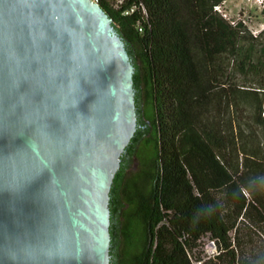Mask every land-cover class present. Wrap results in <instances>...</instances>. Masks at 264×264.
Returning a JSON list of instances; mask_svg holds the SVG:
<instances>
[{
	"label": "trees",
	"instance_id": "1",
	"mask_svg": "<svg viewBox=\"0 0 264 264\" xmlns=\"http://www.w3.org/2000/svg\"><path fill=\"white\" fill-rule=\"evenodd\" d=\"M96 1L133 62L137 111L109 191L110 264H194L205 235L220 252L196 264H264V238L243 231L264 235V28L227 19L224 0Z\"/></svg>",
	"mask_w": 264,
	"mask_h": 264
},
{
	"label": "water",
	"instance_id": "2",
	"mask_svg": "<svg viewBox=\"0 0 264 264\" xmlns=\"http://www.w3.org/2000/svg\"><path fill=\"white\" fill-rule=\"evenodd\" d=\"M133 72L98 1L0 0V264H110Z\"/></svg>",
	"mask_w": 264,
	"mask_h": 264
},
{
	"label": "rangeland",
	"instance_id": "3",
	"mask_svg": "<svg viewBox=\"0 0 264 264\" xmlns=\"http://www.w3.org/2000/svg\"><path fill=\"white\" fill-rule=\"evenodd\" d=\"M216 8L230 21L236 22L242 20L247 26L248 30L252 33H258L264 28V0H224L222 3L216 6ZM152 133V128L149 127L148 131L144 134L142 139L139 141V147L145 138H149ZM148 148L147 152H151ZM139 158L134 156L130 167L127 169V174L131 175L137 172L140 168ZM248 223V221H245ZM249 224V223H248ZM243 231L250 232L254 241L259 242L261 238H264L261 230L257 226L250 224L248 227L243 226ZM233 234V231H231ZM207 235L201 238L200 245L194 249L195 252H200L202 256V241Z\"/></svg>",
	"mask_w": 264,
	"mask_h": 264
},
{
	"label": "built area",
	"instance_id": "4",
	"mask_svg": "<svg viewBox=\"0 0 264 264\" xmlns=\"http://www.w3.org/2000/svg\"><path fill=\"white\" fill-rule=\"evenodd\" d=\"M115 6L119 5L123 0H112ZM202 259L196 260L192 258L194 264L200 263L204 259L212 258L220 252V248L214 237L207 235L202 241Z\"/></svg>",
	"mask_w": 264,
	"mask_h": 264
}]
</instances>
